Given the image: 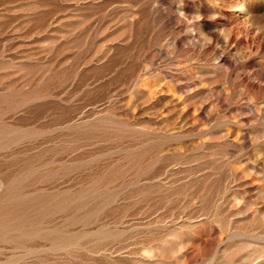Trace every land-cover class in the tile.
<instances>
[{
  "label": "rangeland",
  "instance_id": "rangeland-1",
  "mask_svg": "<svg viewBox=\"0 0 264 264\" xmlns=\"http://www.w3.org/2000/svg\"><path fill=\"white\" fill-rule=\"evenodd\" d=\"M0 128V264H264V0H0Z\"/></svg>",
  "mask_w": 264,
  "mask_h": 264
},
{
  "label": "bare ground",
  "instance_id": "bare-ground-1",
  "mask_svg": "<svg viewBox=\"0 0 264 264\" xmlns=\"http://www.w3.org/2000/svg\"><path fill=\"white\" fill-rule=\"evenodd\" d=\"M1 127H2V126H1ZM0 129H2V128H0ZM6 131H7V130H6ZM14 133H15V132H14ZM6 134H7V133H6ZM9 134H10V133H9ZM18 135H19V134H18ZM14 136L17 138V135H14ZM4 137H5V134H4ZM7 137H8V136H7ZM7 137H6V138H7ZM12 137H13V135L11 136V138H12ZM0 138H1V137H0ZM2 138H3V136H2ZM2 138H1V140H2ZM8 139H10V137H8ZM12 139H13V138H12ZM5 140H6V139H5ZM14 140H15V138L13 139V141H14ZM4 143L8 144L9 142H8V143H7V142H4ZM10 143H12L11 140H10ZM6 144H3V145H6ZM1 145H2V144H1ZM8 145H9V144H8ZM8 145H6V146H8ZM0 147H1V146H0ZM9 147H10V146H9ZM2 148H3V147H2ZM4 148H5V146H4ZM6 149H7V148H5V150H6ZM3 150H4V149H3ZM50 150H51V149H50ZM39 155H40V154H39ZM5 156H6V155H5ZM6 157H7V156H6ZM24 158H25V157H24ZM26 159H27V158H26ZM31 159H32V158H31ZM21 160H22V159H21ZM21 160H20V161H21ZM29 160H30V159H29ZM13 161H14V160H13ZM17 161L19 162V160H17ZM23 161H24V160H23ZM11 162H12V161H11ZM27 162H28V160L26 161V164H27ZM30 162H31V161H30ZM33 162H34V160H33ZM33 162H32V163H33ZM35 162H38V161L35 160ZM24 163H25V162H24ZM39 163H40V162H39ZM19 164H20V163H19ZM19 164L17 163V166H18V167H20ZM22 164H23V163H22ZM12 165H16V164H12ZM24 165H25V164H24ZM30 165H31V164H30ZM44 165H46V164L44 163ZM47 165H48V164H47ZM22 166H23V165H21V167H22ZM35 166H36V165H35ZM33 167H34V164H33ZM13 168H14V167H13ZM36 168H37V167H36ZM36 168H33V169L35 170ZM23 169H24V168H23ZM23 169H22V170H23ZM27 169H29V168H27ZM36 170H38V169H36ZM19 172H20V171H19ZM21 172H22V171H21ZM23 172H24V171H23ZM30 172H32V171L30 170L29 173H30ZM35 172H38V171H35ZM29 173H28V174H29ZM51 173H52V172H51ZM26 174H27V173H26ZM33 174H34V173H33ZM41 174H42V172H41ZM36 175H37V174H36ZM26 176H27V175H26ZM26 176H25V177H26ZM31 176H33V175H31V173H30V175L28 176V178L31 177ZM40 176H41V175H40ZM22 177H23V176H22ZM17 178H18V177H17ZM20 178H21V177H20ZM20 178H19V179H20ZM23 178H24V177H23ZM31 178H32V177H31ZM20 181H22V179H21ZM20 181H19V182H20ZM22 182H23V181H22ZM17 183H18V182H17ZM20 183H21V182H20ZM14 184H15V183H14ZM21 184H22V183H21ZM98 184H99V183H98ZM17 185H18V184H17ZM14 186H15V185H14ZM21 187H23V186H21ZM18 193H20V192H18ZM22 194H23V193H22ZM14 198H15V197H14ZM16 198H19V197H16ZM20 199H22V198H20ZM23 199L25 200L26 198H23ZM23 199H22V201H23ZM16 201H17V199H16ZM20 201H21V200H20ZM25 202H26V200H25ZM9 204H10V203H9ZM15 204H16V203H15ZM10 205H11V204H10ZM1 207H3V206H1ZM9 207H11V206H9ZM15 207H16V206H15ZM19 207H20V206H19ZM5 208H6V207H5ZM7 208H8V207H7ZM16 208H17V207H16ZM0 209H1V208H0ZM6 210H7V209H6ZM11 211H12V210H11ZM14 211H15V209H14ZM6 214H7V213H6ZM6 214H4V215H6ZM6 216H7V215H6ZM0 217H1V215H0ZM10 217H11V216H10ZM3 218H4V216H3ZM1 219H2V218H1ZM1 219H0V220H1ZM3 220H4V219H3ZM1 222L3 223V221H1ZM3 224H4V223H3ZM3 224H2V226H3ZM6 224H7V226H8L10 223H9V224L6 223ZM4 225H5V224H4ZM2 226L0 225L1 228H2ZM7 226H6V227H7ZM10 226H11V224H10ZM4 227H5V226H4ZM4 227H3V228H4ZM6 227L4 228V230L7 229ZM16 228H17V227H16ZM0 230H1V231H4L3 229H0ZM11 230H12V229H11ZM17 230H18V229H17ZM20 230H21V228H20ZM5 231H6V230H5ZM5 231H4V232H5ZM7 231H8V230H7ZM7 231H6V232H7ZM17 233H20V231H18ZM21 233L24 234L23 229H22ZM27 233H28V232H27ZM6 234H7V233H6ZM9 234H10V233H9ZM16 235H17V234H16ZM19 235H20V234H18V236H19ZM21 235H22V234H21ZM5 236H7V235H4V237H5ZM22 236H24V239H25L28 235L25 234V235H22ZM25 236H26V237H25ZM31 237H32V236H31ZM47 237H48V236H47ZM20 238H21V237H20ZM27 238L29 239V236H28ZM43 238H45V237H43ZM57 238H59V237H57ZM49 239H50V238H49ZM60 239H61V237H60ZM26 240H27V239H26ZM50 240H51V239H50ZM62 240H63V239H61V242H62ZM12 241H13V238H12ZM15 241H16V240H15ZM17 241H18V240H17ZM27 241H28V240H27ZM58 241H60V240H58ZM19 242H20V241H19ZM21 246H22V244H21Z\"/></svg>",
  "mask_w": 264,
  "mask_h": 264
}]
</instances>
